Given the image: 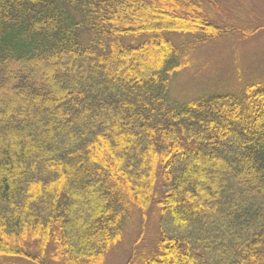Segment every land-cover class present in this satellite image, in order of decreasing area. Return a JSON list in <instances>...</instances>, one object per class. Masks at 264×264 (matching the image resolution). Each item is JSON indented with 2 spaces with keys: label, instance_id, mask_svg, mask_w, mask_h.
Segmentation results:
<instances>
[{
  "label": "trees",
  "instance_id": "trees-1",
  "mask_svg": "<svg viewBox=\"0 0 264 264\" xmlns=\"http://www.w3.org/2000/svg\"><path fill=\"white\" fill-rule=\"evenodd\" d=\"M217 6L0 0V264H104L156 199L145 264H264V87L172 94Z\"/></svg>",
  "mask_w": 264,
  "mask_h": 264
},
{
  "label": "rangeland",
  "instance_id": "rangeland-1",
  "mask_svg": "<svg viewBox=\"0 0 264 264\" xmlns=\"http://www.w3.org/2000/svg\"><path fill=\"white\" fill-rule=\"evenodd\" d=\"M219 2L221 7L217 6L214 20L225 27L227 36L206 43L192 54L191 64L173 87L172 94L177 101L208 95L241 96L250 84L264 87V27L257 28L264 22V0ZM254 28L255 33L247 37L246 29ZM175 39L180 42L179 36ZM205 166L211 173L219 169L213 161ZM157 194L159 199L161 185L157 186ZM161 208L156 199L145 216L135 209L125 223L122 240L107 254L104 264H145L149 258L157 257ZM13 261L28 264L23 259Z\"/></svg>",
  "mask_w": 264,
  "mask_h": 264
}]
</instances>
